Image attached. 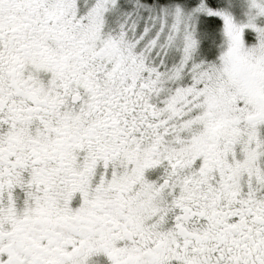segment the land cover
I'll return each instance as SVG.
<instances>
[{"label":"flooded vegetation","instance_id":"obj_1","mask_svg":"<svg viewBox=\"0 0 264 264\" xmlns=\"http://www.w3.org/2000/svg\"><path fill=\"white\" fill-rule=\"evenodd\" d=\"M43 7L0 26V264H264L254 81L225 107L189 90L197 126L172 130L158 92L157 114L143 110L149 85L114 89L111 37L86 33L77 10Z\"/></svg>","mask_w":264,"mask_h":264},{"label":"rangeland","instance_id":"obj_2","mask_svg":"<svg viewBox=\"0 0 264 264\" xmlns=\"http://www.w3.org/2000/svg\"><path fill=\"white\" fill-rule=\"evenodd\" d=\"M39 2L44 8V0H9L10 12H0V26L7 24L17 9H24L27 14L23 11V15L33 14L31 11L39 7ZM48 2L49 16L77 10L79 18H88L86 33L112 38L106 65L115 74L114 89L129 91L131 86L142 82L149 85L154 94L143 110L148 116L157 114L150 105L155 102V92H158L163 96L164 117L157 116L172 130L191 127V124L197 126L191 117L195 108L187 104L189 90H213L220 101L215 99L210 104L225 107L226 103L233 101L234 104L233 98L239 94L241 98V95L249 96L247 80L251 78L255 83L253 90H259L264 96V0H233L235 11L211 10L203 2L195 6L184 2L146 11L131 9L134 3L129 4L126 0ZM205 13L213 14L221 21L222 41H218L219 32L214 35L209 30L210 22ZM247 31L253 36L251 41L246 40ZM52 32L55 40L68 38V32L62 38L58 31ZM77 34L75 32V36ZM116 74L128 78L126 84L118 81ZM133 108L129 105L127 111L140 115L142 109ZM198 109L203 113L197 121L203 122L206 105ZM183 112L187 117L181 120L179 117ZM199 139L201 137L195 140ZM164 141L169 143L171 139L167 137Z\"/></svg>","mask_w":264,"mask_h":264},{"label":"trees","instance_id":"obj_3","mask_svg":"<svg viewBox=\"0 0 264 264\" xmlns=\"http://www.w3.org/2000/svg\"><path fill=\"white\" fill-rule=\"evenodd\" d=\"M127 2L134 3L133 7L137 11H146V10H158L162 6H167V5H175L178 3H184L188 2L190 3L189 5L195 6L198 5L200 2H203L206 4V6L211 9V10H232L235 11L234 4L232 3L233 0H126ZM121 2V1H120ZM125 2V0H123ZM205 18L210 22V31L216 35L217 32H219V38L222 41V24L219 18L213 14H204ZM142 17H144L142 15ZM244 18V17H243ZM246 37L248 41L252 40V34L250 31L246 32Z\"/></svg>","mask_w":264,"mask_h":264}]
</instances>
